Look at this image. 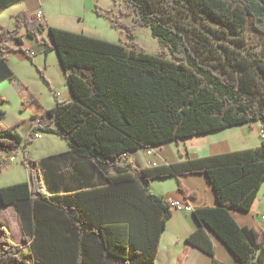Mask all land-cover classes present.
I'll use <instances>...</instances> for the list:
<instances>
[{"label": "trees", "instance_id": "trees-1", "mask_svg": "<svg viewBox=\"0 0 264 264\" xmlns=\"http://www.w3.org/2000/svg\"><path fill=\"white\" fill-rule=\"evenodd\" d=\"M112 1L134 15L126 44L47 26L26 10L14 15V28L0 30L7 65V54H27L25 35L40 39L47 29L53 45L46 39L41 44L46 52L56 49L74 97L42 114L47 127L32 128L26 139L16 126L2 123L0 110V150L23 149L30 177L0 187L2 204L16 209L23 242L13 243L1 228L0 264H154L172 209L144 183L197 173L207 176L217 206L192 210L200 227L187 242L211 255L213 264H224L214 257L206 226L239 264H264V236L239 226L230 214L249 211L264 184V137L254 148L165 165L140 167L123 159L139 149L253 122L264 131V51L250 59L229 50L226 65L211 56L213 38L244 46L246 28L264 35V0ZM138 25L158 39V54L135 41ZM39 130L64 139L77 156L94 159L105 185L49 194L39 163L25 152ZM179 189L195 196L181 183Z\"/></svg>", "mask_w": 264, "mask_h": 264}, {"label": "crops", "instance_id": "crops-1", "mask_svg": "<svg viewBox=\"0 0 264 264\" xmlns=\"http://www.w3.org/2000/svg\"><path fill=\"white\" fill-rule=\"evenodd\" d=\"M45 3L46 0H0V16L10 12L8 24L5 23L3 25L2 23L4 22H0V30L1 28H14L16 25L14 15L21 10H26L29 13L36 15L39 12H42L43 18H41V21H43L47 26L55 28L62 27L65 22L60 19V17L58 18L55 13L51 12ZM65 28L68 29L67 27ZM44 34L48 35V37L45 38H48L50 43L53 45L47 29L42 35ZM23 39L25 49L33 52V56L27 55L24 51H14L6 55L7 65H5L1 59L3 54L0 52V84L12 79L10 77V71L12 76L15 74L9 64V57L14 54H19L23 58L30 60L38 54H45L43 62L46 67H48L49 54L46 55V47L41 44L40 39L29 38L26 35ZM9 44L14 46L16 45L13 40L10 41ZM55 51L56 49H53L50 52L55 53ZM55 54L57 57L58 67L63 72L66 79L57 51ZM64 85L66 86L64 92L62 94L59 92L54 93L52 96L53 100L35 102L32 113L33 116L25 123L28 136L31 132L35 118L53 108L58 101L71 102L74 100L72 92L68 86L67 79L65 80ZM39 112L40 114H38ZM4 118L5 115L2 118V123ZM252 124L257 125L258 134L260 136V122H253L234 127L250 126L252 128ZM216 132L189 137L179 142L164 143L153 146L150 149H139L130 153L126 159L127 161H133L140 167H151L241 150L233 148L227 139L224 141H217L216 136L213 135ZM259 145L260 144L257 146ZM68 147L69 148L62 152L43 154L40 157L31 156V154L29 155L32 159L36 160L41 167L44 189L49 194H64L87 189H95L105 185L104 176L102 175L98 165L95 163V160L91 158L79 157L72 152L69 145ZM149 150L152 151L150 155L147 153ZM107 173L113 174L114 172L109 169ZM180 183L188 189L190 193H195V196H186L184 192L179 189ZM144 186L152 194L161 196L167 200L171 204L172 209V216L167 221L166 227L159 240V249L154 264H213V257L211 255L201 251L187 242V238L200 227V224L194 218L192 212L179 210L172 206V203L175 201H179L184 205H190L193 209L205 206H217L215 191L207 176L202 173H197L182 175L178 179L176 177H166L154 179L149 183H144ZM263 189L264 184L262 185L249 211L230 209L231 216L239 226L254 228L260 233L261 237L264 236V195L261 193V190ZM0 206L4 210L12 211L16 220V236L13 235V232L6 222L0 223V229L2 227L7 228L9 230L10 240L15 244L23 245L22 231L15 207L13 205H4L1 200ZM204 228L213 242L215 250L214 257L224 264H239V261L227 248V246L208 227L204 226Z\"/></svg>", "mask_w": 264, "mask_h": 264}, {"label": "rangeland", "instance_id": "rangeland-1", "mask_svg": "<svg viewBox=\"0 0 264 264\" xmlns=\"http://www.w3.org/2000/svg\"><path fill=\"white\" fill-rule=\"evenodd\" d=\"M45 5L65 22L59 28L118 44H126L130 40L127 32L133 26L134 15L124 14L126 6L121 1L114 4L112 0H46ZM98 10H102L105 14H99ZM9 18L10 12L5 13L0 16V22H4L3 25L8 24ZM115 21L118 23L117 26L113 25ZM42 34L40 41L46 39L50 42L48 38H45L48 35ZM243 35L244 46H239L232 40L213 38L211 48L213 61L215 63L220 61L221 65H226L229 50L238 51L250 59H255L264 51V35H257L249 28L244 30ZM134 39L148 53L158 54L161 50L158 39L152 35L149 27L136 26ZM50 51L46 52V55L49 54L48 67L43 62L45 54H38L31 60L19 54L10 56L9 64L15 74L12 79L0 84V110L5 112L3 124L16 126L24 138L28 137L25 123L33 116L35 102L53 100L54 93L62 94L66 89L64 85L66 79L58 67L56 51L55 53ZM207 55H209L208 52ZM24 102L26 106L23 105ZM252 126V128L250 126L230 127L226 130H219L213 135L216 136L217 141L227 139L236 149L254 148L260 144L262 139L258 134L257 125L252 124ZM38 132L41 138L31 140L25 147L28 156L31 154V156L40 157L43 154L59 153L69 148L68 143L61 137L41 130ZM15 155L14 162L2 165L4 167L0 170V187L30 181L28 169L23 163V149ZM261 193L264 195V189ZM3 222L9 225L13 235L16 236V220L12 211L4 210L0 206V223Z\"/></svg>", "mask_w": 264, "mask_h": 264}, {"label": "built area", "instance_id": "built-area-1", "mask_svg": "<svg viewBox=\"0 0 264 264\" xmlns=\"http://www.w3.org/2000/svg\"><path fill=\"white\" fill-rule=\"evenodd\" d=\"M37 15L40 19L43 18L42 12H39ZM27 54H29L30 56H33L34 53L31 51H28ZM47 125H48L47 120L44 117H39V118H36L34 120L32 128L43 127V126L47 127ZM33 137H34V139H39V138H41V134L38 131H36V132H34ZM260 137L261 138L264 137V131L262 129L260 130ZM147 153L150 155L152 153V151L149 150ZM126 157H127V155H125L123 157V159H126ZM15 159H16L15 154L9 153L8 150H0V165H5L6 163L8 164L10 162H14ZM172 206L176 209L184 210L187 212H192V210H193V208L190 205H184L179 201L173 202Z\"/></svg>", "mask_w": 264, "mask_h": 264}]
</instances>
